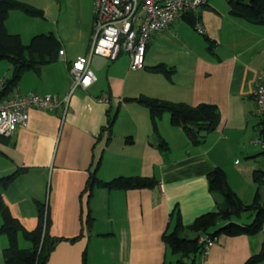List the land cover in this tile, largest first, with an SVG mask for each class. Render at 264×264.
I'll return each mask as SVG.
<instances>
[{"label":"crops","instance_id":"obj_1","mask_svg":"<svg viewBox=\"0 0 264 264\" xmlns=\"http://www.w3.org/2000/svg\"><path fill=\"white\" fill-rule=\"evenodd\" d=\"M195 14L206 28L205 40L182 16L152 32L139 73L130 70L127 53L115 60L94 54L91 66L98 79L87 88L77 87L66 111L31 107L26 124L9 136L0 135V177L15 173L7 185H0L5 205L23 229L33 231L44 204L51 220L49 234L59 238L47 264H177L182 253L164 235L181 221V234L195 237L190 225L218 208V195L208 181L216 167L225 171L244 203L253 201L258 188L264 198V181L255 178V171L264 170V149L253 142L261 119L252 97L264 68V24L232 15L230 5L219 10L209 0ZM90 40L75 53L61 45L63 55L39 71L26 70L9 95L34 91L66 97L73 83L71 63L89 52ZM159 63L172 69L171 77L150 70ZM142 94L191 105L216 104L220 122L199 143L172 124L168 111L153 130L149 108L136 99ZM160 136L169 150L158 148ZM137 175L158 183L127 189L101 184ZM254 216L248 210L232 221L249 224ZM2 225L0 215V264H7L11 241ZM33 245L19 229L18 248ZM261 252L264 227L253 234L221 232L206 264H246ZM255 264H264V256Z\"/></svg>","mask_w":264,"mask_h":264},{"label":"trees","instance_id":"obj_2","mask_svg":"<svg viewBox=\"0 0 264 264\" xmlns=\"http://www.w3.org/2000/svg\"><path fill=\"white\" fill-rule=\"evenodd\" d=\"M230 13L235 16L244 17L248 21L264 24V0H229ZM12 10L23 11L32 16H45V11L36 5L25 0H0V59L8 58L13 66L10 78L7 76L5 89L1 94H9L22 74L28 69L39 71L47 63L54 62L60 55L61 43L52 33H39L31 37L30 42L25 45L20 33H13L8 30L7 18ZM194 27L199 17L195 12H188L183 15ZM153 72H159L171 77L172 69L164 63H159L150 68ZM136 99L147 106L150 110L152 125L157 128L158 120L166 111L171 114L173 125L183 127L196 142H203V133L214 130L220 122L218 106L212 103H200L191 105L187 102H177L162 99L154 96L140 95ZM114 117L108 122L111 127ZM162 151L169 150L168 141L160 136L156 142ZM15 173L0 177V185H7ZM257 181H264V170L255 171ZM92 179L90 183L92 184ZM96 180V178H95ZM209 188L214 195L220 194L224 204L213 211H208L198 216L190 227L197 232L195 237H187L181 234L183 225L178 221L171 232L165 233L164 238L175 252L182 253L184 257H191V262L178 259L177 264H197L202 245L198 242L201 234L217 235L221 232L236 235L241 233L253 234L264 227V198L258 188L253 201L246 204L242 201L237 192L229 185L226 173L221 167H216L208 174ZM158 180L148 176H118L109 181L101 182L103 186L111 189L118 188H142L153 187ZM253 210L254 219L249 224H240L232 221L234 215ZM40 223L33 231L22 228L19 221L11 214L5 205L0 193V215L3 219L1 231L8 234L11 245L7 250V264H47L49 252L59 240L49 234L51 224L49 212L44 204L39 205ZM23 230L27 239L32 240V249H20L17 246V232ZM264 252L251 256L246 264H255L261 260Z\"/></svg>","mask_w":264,"mask_h":264},{"label":"built area","instance_id":"obj_3","mask_svg":"<svg viewBox=\"0 0 264 264\" xmlns=\"http://www.w3.org/2000/svg\"><path fill=\"white\" fill-rule=\"evenodd\" d=\"M207 0H94L92 37L89 52L78 55L70 66L73 78L70 93L60 98L56 94L41 95L37 92L3 95L7 76L0 77V135L9 136L19 125L29 119V109L38 107L45 110L67 109L70 95L77 87L87 88L97 81L98 76L91 66L94 54L117 59L127 53L130 67L134 70L145 66L147 45L153 31L166 29L185 13L196 12ZM195 28L202 34L205 26L198 20ZM64 49L60 50L63 55ZM256 103V114L261 119L260 134L253 139L264 149V68L256 78L252 89ZM218 239L217 235L203 233L198 242L202 245L197 264H206L211 248ZM1 249V238H0Z\"/></svg>","mask_w":264,"mask_h":264},{"label":"rangeland","instance_id":"obj_4","mask_svg":"<svg viewBox=\"0 0 264 264\" xmlns=\"http://www.w3.org/2000/svg\"><path fill=\"white\" fill-rule=\"evenodd\" d=\"M25 1L45 11L44 17L32 16L19 10L10 12L8 30L13 33H20L25 45L30 42L34 34L52 32L59 39L61 45L66 46L69 52L75 53L87 48L88 42L92 37L94 0ZM209 4H214L219 10H225L229 6V1L209 0ZM186 26L193 30L197 37L204 39V34L200 33L194 26L188 23H186ZM106 58L111 60L108 57ZM130 70L133 73L140 72V70H132L131 67ZM5 73L10 78L12 67L8 58L0 59V75L3 76ZM218 198V207H222L224 204L223 198L220 194H218ZM21 241L22 244L25 242L24 240Z\"/></svg>","mask_w":264,"mask_h":264}]
</instances>
